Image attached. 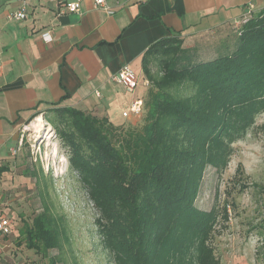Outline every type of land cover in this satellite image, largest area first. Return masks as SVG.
Returning <instances> with one entry per match:
<instances>
[{
    "label": "trees",
    "instance_id": "trees-1",
    "mask_svg": "<svg viewBox=\"0 0 264 264\" xmlns=\"http://www.w3.org/2000/svg\"><path fill=\"white\" fill-rule=\"evenodd\" d=\"M236 27L234 47L212 54L178 35L153 42L142 57L149 87L135 122L58 103L28 121L42 115L52 126L114 264H223L214 241L229 228L228 206L218 187L210 207L197 199L206 171L223 174L264 114V8ZM24 162L22 174L39 185L42 167ZM11 171L10 160L0 163V178ZM46 180L40 211L17 231L7 218L10 232L0 234L54 263L69 235Z\"/></svg>",
    "mask_w": 264,
    "mask_h": 264
},
{
    "label": "crops",
    "instance_id": "crops-1",
    "mask_svg": "<svg viewBox=\"0 0 264 264\" xmlns=\"http://www.w3.org/2000/svg\"><path fill=\"white\" fill-rule=\"evenodd\" d=\"M66 1L27 0V17L15 20L7 15L19 3L0 0V163L12 158L21 127L55 103L117 125L137 121L124 112L147 93L142 57L153 42L178 35L201 52L233 48L248 6L264 8V0H110L116 11L108 14L83 0L81 13H58ZM124 66L135 88L113 80Z\"/></svg>",
    "mask_w": 264,
    "mask_h": 264
},
{
    "label": "rangeland",
    "instance_id": "rangeland-1",
    "mask_svg": "<svg viewBox=\"0 0 264 264\" xmlns=\"http://www.w3.org/2000/svg\"><path fill=\"white\" fill-rule=\"evenodd\" d=\"M24 124L15 153L11 152L12 171L0 178V218H8L14 230L40 211L39 188L49 182L51 202L67 220L69 243L64 244L59 260L48 258L16 245L15 236L0 234V264H114L103 248L97 232V212L77 175L68 167L52 126L41 115ZM12 149V150H13ZM25 160L32 171L41 166L40 183L25 177ZM47 176V177H46ZM218 193L230 212L229 228L214 241L223 264H264V114L246 138L235 144L228 169L219 175L209 168L202 182L197 204L211 206Z\"/></svg>",
    "mask_w": 264,
    "mask_h": 264
},
{
    "label": "built area",
    "instance_id": "built-area-1",
    "mask_svg": "<svg viewBox=\"0 0 264 264\" xmlns=\"http://www.w3.org/2000/svg\"><path fill=\"white\" fill-rule=\"evenodd\" d=\"M6 1H16L19 3L18 9L8 13L7 16L9 19L23 20L24 18L27 17V8H28L27 0H6ZM82 2L83 0H68L65 3L61 4V6L59 7L58 13H61V14L71 13V12L81 13L82 12ZM248 7H249L248 15L244 17L242 20H240L236 24V26L245 23L246 21H248V19L252 17L253 5H249ZM93 8L96 10H102L108 14H113L116 11L115 6L110 3V0H93ZM41 36L47 42L52 40V34L49 30L42 32ZM113 80L118 83H124L131 89L135 88L137 85V77L134 71L128 66H124L123 68H121L113 76ZM143 104H144V99L142 98L136 99L131 104L130 110L124 112V116H128L130 113L140 115L142 112ZM12 152L15 153L16 150L13 149ZM10 229L11 228H10L9 220L7 218L0 219V231H2L3 233H9Z\"/></svg>",
    "mask_w": 264,
    "mask_h": 264
},
{
    "label": "water",
    "instance_id": "water-1",
    "mask_svg": "<svg viewBox=\"0 0 264 264\" xmlns=\"http://www.w3.org/2000/svg\"><path fill=\"white\" fill-rule=\"evenodd\" d=\"M249 11V10H248ZM252 11H253V9H252ZM252 14H253V12H252ZM248 15V12H247V14H245L243 17H241V19L240 20H242L244 17H246ZM240 20H238L237 21V23L240 21Z\"/></svg>",
    "mask_w": 264,
    "mask_h": 264
},
{
    "label": "bare ground",
    "instance_id": "bare-ground-1",
    "mask_svg": "<svg viewBox=\"0 0 264 264\" xmlns=\"http://www.w3.org/2000/svg\"><path fill=\"white\" fill-rule=\"evenodd\" d=\"M36 122H42V120H41V117H40V116H38V118H37Z\"/></svg>",
    "mask_w": 264,
    "mask_h": 264
}]
</instances>
